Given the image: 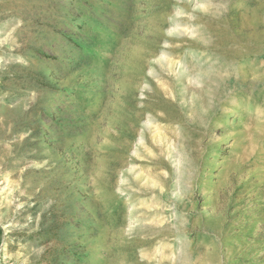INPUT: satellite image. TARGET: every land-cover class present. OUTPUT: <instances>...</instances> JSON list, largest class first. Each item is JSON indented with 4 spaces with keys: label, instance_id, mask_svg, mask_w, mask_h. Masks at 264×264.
I'll return each mask as SVG.
<instances>
[{
    "label": "rangeland",
    "instance_id": "obj_1",
    "mask_svg": "<svg viewBox=\"0 0 264 264\" xmlns=\"http://www.w3.org/2000/svg\"><path fill=\"white\" fill-rule=\"evenodd\" d=\"M0 264H264V0H0Z\"/></svg>",
    "mask_w": 264,
    "mask_h": 264
}]
</instances>
